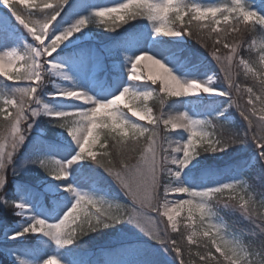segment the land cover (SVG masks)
<instances>
[{"label":"rangeland","instance_id":"rangeland-1","mask_svg":"<svg viewBox=\"0 0 264 264\" xmlns=\"http://www.w3.org/2000/svg\"><path fill=\"white\" fill-rule=\"evenodd\" d=\"M57 2L58 0H35V3L40 4L42 9L45 3L55 5ZM128 2L129 0H68L49 32V40L55 35L62 34L81 18L88 21V26L65 41L52 56L44 58L49 61V64L57 67L55 70H49V65H44L41 83L35 94L40 104L31 105L40 114L33 119L29 113V120L20 122L21 131L17 133V137L23 134L25 139L22 144L17 143L15 150L12 148L11 137L15 117L5 118L9 111L15 112V109L6 105L4 101L15 99L17 103L20 102L22 94L15 90L20 87H29L32 82L27 79H16V77L26 75L25 65L30 61L17 60L15 62L14 68L19 71L9 73L13 79L0 76V109L6 110L0 112V151L4 153L3 163L5 165L3 169H0V175L5 178L4 186L0 188V264H44L49 258H55L58 264H156L158 260L162 264H172L177 255L172 251L173 245L171 241H168V236L170 231L176 232L180 228L187 233L188 240L191 237L192 243L210 238V242L215 241V244L220 245L228 256L232 255L230 248L233 245L247 249L239 237L228 231L219 210H215L217 205L212 201L213 197L218 194L237 198L248 205L247 202L252 199L253 194L248 191L249 187L239 173L255 164L257 157L255 144L253 148L250 145H242L236 151L226 149L222 152H201V148L198 156L182 170L170 163L164 165L166 170L158 173L156 188L159 202L155 207L159 211L166 210L165 204L167 207H173L189 199L195 203V198L187 192L169 191L166 195L165 188L206 191L226 184L235 186L234 189L216 193L207 200L211 215H205L203 220L200 218L201 214L195 210L192 212V218L189 219L188 206H185L174 221L177 225L175 231L169 227L166 216H161L158 212H152L146 208L142 209L140 205L134 204L115 175H110L109 171H106L110 169L113 173L123 172L122 167L114 169L103 166L102 170L107 173H100L107 174L106 180L111 182L109 186L100 185L97 180L99 174L95 175L91 171V168L96 165L97 156L100 153H107V145L102 140V135L107 134L114 136L115 141L120 140V142H127L130 136L138 138V140L132 138L135 141L141 139L138 143L140 154L134 162L130 163V167L137 165L138 162L143 164L142 157L145 155V150L152 145L153 140H156L155 147L161 159L163 156H168L169 159H182V153H171V147L186 143L189 133L183 128L173 130L171 126L165 130L163 120L184 114L190 120L211 123L206 130L213 134L214 123L208 119L207 114L231 120H234L235 116L230 112V107L232 100L236 97L234 91H227L223 80L234 79L236 66L242 69L247 68L240 63L241 60L237 58L236 52L230 53L225 47L218 63L207 59L205 55L193 52L188 46L186 32L184 33L181 29L180 21L188 12L190 13L188 9L191 6H198L201 9L214 7L226 9L233 7V0H174V3L184 8L181 13L182 18L179 20L176 19L175 11H169L163 20H149L147 10L135 4L111 16L95 18L92 15L95 10L119 7L120 4ZM149 2L163 4L165 0H149ZM241 3L247 10L254 11L264 18V9L260 0H241ZM14 6L21 12L25 11L21 5ZM33 11L34 13L30 14L31 18L43 19L44 13L36 9ZM133 11L136 13L135 18L131 15ZM118 15H123L125 20H119ZM228 15L230 17L233 14ZM220 16L222 15L218 12L216 17L209 16L203 20H208V23L213 24L216 19L221 22L223 16ZM97 19H102L103 22L96 23ZM242 23H254L258 26L257 35L253 38L252 44L258 50V57L261 60V56H264V27L259 26L255 18H251L247 23L242 21ZM162 25L170 30H179L182 34L174 37L156 33L155 27ZM48 42L46 39L45 43ZM36 46L39 45L23 25L7 8L0 5V55L15 50L18 56L27 57L26 47ZM229 54L233 56L230 63L226 59ZM140 55L153 57L167 67L182 83L198 82L213 90L228 92V95L219 96L215 94V91H197L189 96L173 97L166 92H160L159 79L156 84L148 80L149 71L158 74L160 70L152 67L148 60L141 61L137 66V73L141 79L130 81L128 76L131 64ZM261 64L264 68V62L261 61ZM125 88L129 89V93L125 94L114 108L124 113L122 114L123 119L139 127L147 128L149 131L141 135L139 131L133 133L127 127L122 130H113L108 127L112 132L104 131L106 128L103 127L98 128L95 131L99 139L90 145V150L96 154L95 159L88 154V151H85L81 160L64 169L67 177L59 181L52 179L50 173L59 168L56 161L63 166L79 152L78 145L67 134V128L77 127L78 118L76 120L72 117L65 119L56 117L55 114L88 111L94 106L92 103H85L83 98H66L65 94L75 91L82 97H91L95 103H106L114 99ZM229 88L231 89L230 86ZM134 93L137 95L151 94V96L147 100L141 96L133 101ZM155 100L158 107L151 105V101ZM126 103L137 108L146 106L154 118L161 117L159 125L150 124L148 120H140L132 116L124 106ZM97 120L111 124L107 115L98 116ZM61 123L66 124V128H60L58 125ZM27 124L31 126L29 130H27ZM153 130L158 138L152 137ZM124 132L128 134L125 136ZM165 136H167V141L164 140ZM213 137L215 138L214 134ZM132 148L137 150L134 142ZM164 149L168 151L165 152ZM8 152L13 153L10 163L7 157ZM242 154H247V156L233 160ZM42 160L45 162L44 167L39 165ZM231 161L234 171L225 172L224 165ZM211 166L216 167V170H212ZM169 169L179 172V176L174 178L169 175ZM213 172H216V175H213ZM69 186L76 194L85 195L96 201H104V207L119 206L117 214L131 215L134 212H143L152 219L144 221L143 230L136 224L125 221L108 228H100L91 232L92 234L88 237L85 236L90 232L86 235H78L74 242H78L83 237L81 244L87 247L92 242L90 238H94L93 234H104L105 238L99 242L96 240L92 242L95 247H90L88 250L75 248L74 243L60 246L40 233H27L15 239L11 238L36 219L44 220L48 224L58 223L76 200L73 192L65 191V188ZM225 202H228L227 198L219 199L217 201L219 208H232V203ZM14 204L22 205L24 210L20 211L14 207ZM242 211L244 214L247 213L241 209ZM258 224L262 225V223ZM206 231L210 235L205 236ZM156 237L165 243H158ZM222 257L230 263L226 256L222 255ZM238 257L239 255L235 258L236 264H241L242 257ZM250 257L249 254L248 259Z\"/></svg>","mask_w":264,"mask_h":264},{"label":"snow or ice","instance_id":"snow-or-ice-1","mask_svg":"<svg viewBox=\"0 0 264 264\" xmlns=\"http://www.w3.org/2000/svg\"><path fill=\"white\" fill-rule=\"evenodd\" d=\"M68 3V0H58V2L53 5L51 3H45L43 9L41 8L40 4L35 3V0H0V5L7 8L15 19L23 25V27L27 30L29 35L37 42L39 46L27 48V57L25 56H18L16 51L5 52L3 55H0V76H3L8 79H13L12 76L9 75L12 71H19V69L14 68V64L17 60H27L30 61L26 63V69H32L31 76L27 74L23 77H16V79H27L32 83L29 84V87H20L15 90V92L22 94V98L19 103L15 99L6 100L4 103L6 105H10L15 112H8V116L5 117L6 119L9 117H15V124L12 126L11 129V137H12V148L15 150L17 147V143L22 144L24 142L25 136L20 134L17 137V133L20 132L19 124L21 121H28L29 120V113L31 118L37 117L40 112L35 110L31 107L34 103L36 105L40 104V100L35 98L36 93L38 92L39 85L42 79L43 67L45 64H48L49 70H55L56 65L49 64L48 60H45V57H50L57 51V49L70 37H72L75 33L81 31L82 29L88 26V21L84 18L79 19L75 22L69 29H66L61 35L59 39H56L53 42V38L49 40V32L56 22L57 17L59 16L60 12L64 8V6ZM135 4L138 7L142 6L145 9H171L170 11L176 12V19H181V13L184 11V8L174 3V0H171V4H169L168 0H165L163 4H154L150 3L148 0V4H142L137 2L132 3H122L119 7H111L116 9L115 13H108L104 14L101 13L100 10H95L92 15L95 18H103L107 16H111L112 14H118L127 10ZM14 5H21L24 7L25 11L21 12L17 7ZM121 5H125V7L121 8ZM33 9L39 10L41 13H44L43 19H33L31 18V13H34ZM47 9V11H45ZM191 13H193L192 19L195 20H203L211 17H216V14L219 12L223 16V20L225 23L229 20L228 14H233L235 16L236 25H238L241 21L247 23L250 19L248 13L253 11L247 10L241 3V0H233V7L221 9L219 7L214 8H205L201 9L198 6H191L188 9ZM148 19L154 20L156 19L155 16L152 15L150 11H148ZM169 11H164L161 13V17L165 19ZM228 13V14H226ZM132 17L135 18L136 13L133 11L131 13ZM257 15V13H256ZM259 20L261 22H257V24L261 27H264V18H261L259 15ZM118 19L123 21L125 17L123 15H118ZM96 23H102V19L95 20ZM215 24H219L220 20H214ZM234 30L236 26L234 25ZM213 32L219 33L221 29L218 27L212 28ZM156 33H163L166 36H179L182 33L179 30H170L166 26L162 25L161 27H157L155 29ZM191 35V33H188ZM57 36V35H55ZM54 36V37H55ZM48 40V43H45V40ZM39 40H43V43H39ZM217 44L221 43L219 39L216 41ZM224 47L228 48L230 53L236 52L235 46H230L227 42L224 43ZM215 56V53H213ZM227 61L230 63L233 59V56L229 54L226 57ZM143 60H148L152 65H154L157 69L160 70V73L153 74L151 71L148 73V80L152 82V84L157 83V79L160 81V92H166L168 95L173 97H180V96H189L194 94L197 91L203 92H212L215 91L216 95L225 96L228 95V92H224L221 90H213L209 87L203 86L198 82H190V83H182L180 80L174 76L171 71L167 67H163L162 63L157 61L156 59H152L151 56H138L135 58L134 62L131 64L130 74L129 76L135 77L137 74V66ZM261 61L264 62V56H261ZM241 64H244L245 67L247 65L243 60L240 61ZM223 70V69H222ZM251 71V69H248ZM128 76V79H129ZM141 78H133L129 79L130 81H138ZM229 86L232 87V82L229 79ZM249 93H252V89H248ZM67 93H76L80 99L83 98L85 103H92L94 106L89 109L88 111L82 112H69V113H61L59 115H55L56 117L60 118H69L72 117L76 120L77 127L67 128V134L71 137V139L78 145L79 152L73 157V159L63 166L60 165L58 161L56 164L59 165L57 170H53L50 173V176L54 180H62L67 177V173L64 169L71 166V164L76 163L77 161L81 160L82 154L85 151H88V154L95 159V153L90 150V145L94 144L98 139L99 136L96 133V129L98 128H108L111 127L113 130L116 129H124L125 127L132 130L133 133L139 131L141 135L145 132H148L149 129L139 127L135 123H130L126 119L122 118L123 112L120 111L118 108H114L115 105L119 101H121L125 94L129 93V89L125 88L119 95L115 96V99L110 100L109 103L100 104L95 103L92 101L91 97H82L80 93L75 91H69ZM143 97L145 100L148 99L151 94L145 95H137L133 94V101ZM71 99H76L75 97ZM257 100L260 97H256ZM249 104H253V100L251 96L248 100ZM131 115L134 117H138L140 120H148L150 124L154 123L157 126L161 121V117H153L151 111L145 106L144 108H137L133 107L132 104L126 103L124 105ZM112 111H108V110ZM6 111L5 109H0V112ZM47 114V113H45ZM241 116L244 120L249 122V127L252 126V121L248 114L244 111H241ZM255 114V113H253ZM107 115L111 120V124L108 123H101L97 120L98 116ZM260 121L264 122V114L260 115ZM86 122V123H82ZM165 130H168L169 126L171 129H179L183 128L189 133V138L186 143L183 145H178L175 147H171V153L175 154L177 152L182 153V159L176 160L175 158L169 159L168 156H163L161 159L160 155L157 152L155 147L156 140H153L152 145H150L149 149L145 150V155L142 157L143 164L141 165L139 162L135 166H129L125 161L121 160V167L123 172H116L113 173L110 169H106L109 171L110 175H115V178L120 183L121 187L126 191V193L132 198L134 204L140 205L142 209L146 208L152 212H158L161 216H166L169 227L172 228L173 231L176 230L177 225L174 222L176 217L180 215L182 209L185 206H188L189 212V219L192 218V212L195 210L199 212L201 220L205 218V215H211L210 210L207 206V200L210 199L214 194L221 193L226 189H234L233 184H226L220 187H215L210 190L206 191H188L184 188L179 189H169L165 188V194L167 195L169 191H176V192H187L191 197L195 198V203L192 199L183 200V202H179L176 206L167 207L164 211H159L156 207H151V200H152V193L154 188L157 186L158 182V173L161 170V167L167 164L176 165L178 168L183 169L187 167L189 163L196 158L199 154V150L202 148L204 151H211V152H222L226 150L230 146V142L221 138H214L213 134L208 132L206 129L210 126L211 123H205L202 121H193L188 119L184 114H181L177 117H171L169 119L163 120ZM60 128H66V124L61 123L58 125ZM30 125L27 124V130L30 129ZM128 133L124 132L123 135H127ZM152 137H157V133L153 130L151 133ZM164 140L167 141V136L164 137ZM252 141L256 144L257 149L259 150L261 160H264V140L260 138V133H253ZM236 141L233 140L231 143H235ZM170 143V142H169ZM165 152L168 149H164ZM150 154V155H149ZM13 153L8 152V162H11ZM107 155V153H104ZM3 156L4 153L0 151V169L5 167L3 163ZM41 167L45 166L44 160L39 162ZM103 167V164H101ZM169 175L172 177H178L179 172H173L170 169L168 170ZM5 184V178L0 175V188H2ZM65 191L73 192L76 195L75 203L71 206V208L63 215V217L59 220L58 223L55 224H48L44 220L36 219L33 223L25 227L21 232L14 234L11 238L15 239L19 236H23L27 233H40L45 237L51 238L56 244L60 246H68L74 243L75 238L78 235H86L88 232H95L100 228H108L113 226L114 224H119L121 222H128L134 223L138 227H141L143 230L144 228V221L151 220V217H147L145 213H133L131 215L128 214H117V209L119 206L112 205L109 207H104V205L96 200H93L90 197L85 195H80L74 193V190L69 186L65 188ZM234 199V197H233ZM14 207L23 211L24 208L20 204H14ZM240 208L244 211L247 210V207L244 203L240 204ZM19 214V213H17ZM153 223L155 221H152ZM50 229V231H49ZM151 234V233H149ZM205 236L210 235L209 232L204 233ZM158 243H165V241L160 240L156 237ZM173 247L172 251L176 253L178 257H181V264H184L182 256V250L176 246V242L173 240L171 241ZM189 243H192L191 237H189ZM227 243V242H226ZM216 251L220 252L221 255L226 256L230 264H236V257L239 255L238 252V245H233L230 248L232 253L231 256H228L227 252L218 245L215 244ZM201 261H204L205 264H208L209 261L213 259L211 256H201ZM44 264H58V261L55 258L47 259Z\"/></svg>","mask_w":264,"mask_h":264},{"label":"trees","instance_id":"trees-1","mask_svg":"<svg viewBox=\"0 0 264 264\" xmlns=\"http://www.w3.org/2000/svg\"><path fill=\"white\" fill-rule=\"evenodd\" d=\"M262 7L264 9V1H262ZM192 16L193 13L188 12L180 21V23H182V31L184 33L186 32L185 37L188 39L190 50L205 55L207 59L218 63L219 57L225 50L224 43L227 42L230 46L236 47V56L247 65L245 69L238 66L234 68V84L231 91H234L236 99L234 98V100H232L233 103L230 107V112L235 115L234 120L227 121L225 119L214 118L217 126L214 128L213 132L216 138H221L230 142V146L227 148L229 151H236V149L240 148L242 145H250L253 148L255 143L252 141V135L254 132L260 133L261 125L264 124V122L259 119L260 115L264 114V68H262L260 57H258V50L250 45V42L257 35L258 26L254 23L244 24L242 21L236 25L234 15H230L227 23L222 19L220 24L208 23V20H195L192 19ZM234 25L236 26L235 30L233 27ZM213 27H218L221 31L219 33L213 32ZM188 33H191V35ZM217 39H219L221 43L217 44ZM168 42L170 41L168 40ZM213 53H215V56ZM248 69H251V71ZM248 89H252L251 94ZM250 96L253 100V104L248 103ZM256 97H260V99L257 100ZM154 105L158 107L157 103ZM241 111L249 115L252 121L251 128L249 127V122L244 120L241 116ZM111 139L115 141L112 137ZM132 140V138H128L127 142H120V140H118L114 145L108 142L106 150L110 152H107V155L102 153L97 156L95 160L96 165L91 168V171L95 175L99 174L97 175V180L100 185L109 186L111 183L106 180L107 174L103 175L100 173L105 172L102 170L103 167H101V164L113 168L114 165L121 164V160L123 159L125 163L130 165V163L134 162L138 157L140 154L138 143L141 139L139 141ZM233 140L236 142L231 143ZM133 142L137 150L132 148ZM112 150L115 151L111 152ZM200 151L203 152L204 150L201 149ZM256 151L257 157L255 164L248 170H241L240 172V175L247 183V187H249L248 191L253 194L252 199L247 202L248 205H246L248 209L247 213L244 214L243 211L241 212L240 204L242 202L237 198L233 199L231 196L217 195L212 203L217 205L215 206V210H219V214L226 221L228 231H231L235 236L239 237L250 253L254 252L259 254L264 250V231H262L261 225L259 226L258 224H264V222L258 218L261 214H264V161H261L259 150L256 149ZM243 156H247V154H242L233 160H237ZM204 157L206 156L204 155ZM224 166L225 172L228 173L234 169L232 161L226 162ZM216 172H213V175H216ZM222 198H227L228 202L232 203V208H219L217 201ZM91 234L90 232L85 237ZM185 235L186 233L183 228H180L176 232H170L168 236V241L174 240L176 246L182 250L184 264H205V262L200 259L202 255L213 257L208 264H230L220 253H217L214 243L210 242V238L202 239V241L198 243H189ZM92 237H94L90 238L92 242L95 240L99 242L102 238H105L104 234L100 235L98 233L93 234ZM252 258L253 256L251 255L250 259ZM156 264L162 263L158 260ZM172 264H181V257H175Z\"/></svg>","mask_w":264,"mask_h":264},{"label":"clouds","instance_id":"clouds-1","mask_svg":"<svg viewBox=\"0 0 264 264\" xmlns=\"http://www.w3.org/2000/svg\"><path fill=\"white\" fill-rule=\"evenodd\" d=\"M132 2H137V3H142V4H148V0H129V3H132ZM169 4H171V0H168ZM121 8L125 7V5H121L120 6ZM148 11H150L152 13L153 16L156 17V19H162L161 17V13L164 12V11H170L171 9H159V8H156V9H146ZM100 12L101 13H104V14H108V13H115L116 12V9H113V8H102L100 9ZM248 16H249V19L251 18H255L256 22H261L259 20V17L256 15V12H251V13H248ZM157 27H155L156 29ZM60 35L61 34H58L57 36H55L53 38V42L56 40V39H59L60 38ZM44 41L43 40H39V43H43ZM152 59H154L153 57H151ZM163 67H165L163 64H162ZM32 69H26L25 72L28 76H31L32 74ZM133 78H141V76L137 73L135 77L133 76H129V79H133ZM66 98H73L75 97L76 99H79L80 97L76 94V93H66L65 94ZM115 99V98H114ZM110 101L106 102V103H109ZM100 104H105V102H101ZM61 114V113H59ZM59 114H55V115H59ZM260 138L262 140H264V124L261 125V129H260ZM261 161H264V160H261ZM166 170V167L162 166L161 167V170L160 172L162 171H165ZM182 170V169H181ZM158 186V185H157ZM157 186L154 188L153 190V193H152V200H151V207H155V205L159 202V194L158 192L156 191V188ZM187 189H185L186 191ZM101 202L103 205H105V202L104 201H99ZM183 202V201H181ZM109 206H112V205H108L107 207ZM228 207V205H225ZM165 208H167V204L164 205ZM248 210V209H247ZM246 210V212H247ZM117 213L119 212V209L116 210ZM262 222H264V214H261L259 217H258ZM262 227V231H264V224L261 225ZM50 231V229H49ZM238 252H239V257H242L241 259V264H264V250H262L259 254L257 253H249L247 249H244V248H241L239 247L238 245ZM252 255L253 258L252 259H248V255Z\"/></svg>","mask_w":264,"mask_h":264},{"label":"bare ground","instance_id":"bare-ground-1","mask_svg":"<svg viewBox=\"0 0 264 264\" xmlns=\"http://www.w3.org/2000/svg\"><path fill=\"white\" fill-rule=\"evenodd\" d=\"M262 1H264V0H260V4H262ZM250 45H251V47H253L254 49H256L254 46H253V44H252V41L250 42ZM257 50V49H256ZM238 58V57H237ZM240 59V58H239ZM241 60V59H240ZM150 62V61H149ZM152 65V64H151ZM263 66V65H262ZM152 67H154L156 70H157V68L154 66V65H152ZM263 68V67H262ZM231 80V79H230ZM224 82H225V88L227 89V91H231V89L229 88V79H224L223 80ZM231 82H232V87H233V84H234V80H231ZM231 87V88H232ZM155 103H157V101L155 100V101H151V105H154ZM155 106V105H154ZM207 117H208V119L210 120V121H212V123H214V125H213V127H212V129H213V131H214V128L217 126L216 124H215V121H214V118H217V119H225V118H223V117H217V116H214V115H209V114H207ZM225 120H227V121H232L231 119H225ZM111 131L110 129H108V128H106V129H104V131ZM112 132V131H111ZM213 134H214V132H213ZM215 135V134H214ZM103 137H102V140L104 141V143L106 144V145H108V142H110L112 145H114V144H116L117 142L116 141H113L112 139H111V137L114 139V136H111V135H102ZM130 138H131V136H130ZM133 139H135V140H138V138H135V137H132ZM215 138H216V135H215ZM140 139V138H139ZM106 149H107V146H106ZM105 152V151H104ZM107 152H110L109 150H107ZM100 154H102V153H100ZM119 167H121V164H116V165H114L113 166V168L114 169H119ZM213 169L212 170H215L216 169V167H214V166H211ZM234 168V167H233ZM233 171H234V169H233ZM241 172V171H240ZM213 174V173H212ZM240 174V173H239ZM241 176V175H240ZM165 177V176H164ZM218 195V194H217ZM217 195L215 196V197H213V199L214 198H216L217 197ZM224 220V219H223ZM225 221V220H224ZM225 223H226V221H225ZM171 232V231H170ZM169 232V233H170ZM185 238H187V233H186V235H185ZM83 238L81 237L79 240H78V242H74V247L75 248H78V249H80V248H82V249H86V250H88V249H90V247H95L94 246V243H90L89 245H87V247H83L84 245H82L81 243H82V240ZM95 244H100V243H95ZM102 244V243H101ZM100 244V245H101ZM97 246V245H96Z\"/></svg>","mask_w":264,"mask_h":264}]
</instances>
